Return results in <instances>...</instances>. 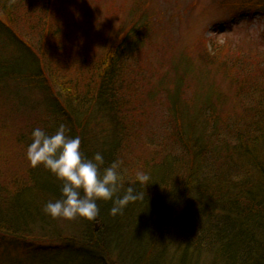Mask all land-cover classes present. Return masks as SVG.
I'll list each match as a JSON object with an SVG mask.
<instances>
[{"label": "trees", "instance_id": "obj_1", "mask_svg": "<svg viewBox=\"0 0 264 264\" xmlns=\"http://www.w3.org/2000/svg\"><path fill=\"white\" fill-rule=\"evenodd\" d=\"M17 4L22 5V13ZM31 5L27 0H0V97L16 105L22 101L29 114L22 127L29 134L28 142L22 137L25 132L15 136V140L29 145L31 132L36 127L53 134L63 124L66 135L81 138L83 152L90 144L88 141L93 139V121L107 120L109 134L102 141L98 140L100 144L95 147L103 154L105 166L115 160L124 161L119 157V147L128 142L137 91L140 84L148 86L151 82V75L143 77L130 65L133 55L148 39L150 23L147 16L139 7L129 18L130 23L120 25L112 34H93L90 41L85 42L84 33H81L78 47L82 50L72 56L68 51L70 46L65 45L69 36L65 33L61 37L63 32H60L54 6H49L50 0L43 9L42 6L29 7ZM259 9L264 12V7ZM30 15L36 16L34 28L39 36L36 33L26 41L23 35L18 36L11 22L13 19L19 22V18L24 22ZM11 34L19 38V42ZM33 43H38L36 48ZM9 46L13 49L11 54L6 51ZM31 54H34L33 62L22 61L23 57H27L26 61L31 60ZM180 61L183 60L173 62V68L179 69ZM66 66H75L77 73L70 76L71 73L65 71ZM148 90L141 93L152 97ZM36 91L44 97L29 101L28 97ZM171 99L169 97L170 105ZM221 100L216 97L217 102ZM210 101V97H206L205 105ZM254 104L262 108L264 100ZM182 117L186 115H181L183 120ZM213 117L216 116L212 113L206 115V119L216 126ZM174 120L176 117L170 116V121ZM233 122H220V128L227 130V134L219 145L224 146V150L225 145L229 146L227 149L235 150L224 157L225 169L221 165L216 174H210L211 166L223 158L217 154L214 160H204L201 156L202 128L192 133L194 127L189 122L175 123L174 134L185 151L173 156L163 154L162 161H156V151L152 158L146 159L150 164L130 166V171L123 172L126 181L134 180L137 171L150 176L147 185L137 184L143 198L130 202L123 213L116 216L110 214L111 201L98 200V217L95 220L82 217L70 220L69 229L63 235L55 233L59 229L56 218L44 210L48 201L61 198L62 182L43 165L32 167L27 159V170L22 177L16 176L14 182L15 178L9 183V177L5 181L0 175V241L31 242L32 239H25V236L30 237L27 236L30 228L32 233L37 232L31 233L36 235L34 237H42V242L62 240L61 249L43 257L45 264H56L58 254L69 256L71 264H160L157 249L164 240L171 242L173 247H180V251L173 250L180 260L178 264L187 258L183 264L195 261L194 256L202 253L199 247H209L218 264H264V113L249 118L246 131L236 125L233 132ZM191 136L188 141L187 137ZM227 138L234 140L236 145L226 144ZM92 156L88 155V158ZM181 160L190 163V174L194 168L204 166L203 172H198L203 179L198 182L197 175L194 176L184 191L180 181L172 175L173 164ZM193 182H196L195 188L191 185ZM38 217L50 222L47 226H33ZM188 233L191 237L186 236ZM159 235L165 239L161 240ZM179 237H184L186 245L180 244ZM73 247L76 249L71 252ZM174 253L172 257L176 256Z\"/></svg>", "mask_w": 264, "mask_h": 264}, {"label": "rangeland", "instance_id": "obj_2", "mask_svg": "<svg viewBox=\"0 0 264 264\" xmlns=\"http://www.w3.org/2000/svg\"><path fill=\"white\" fill-rule=\"evenodd\" d=\"M27 1L32 3L29 6L32 8L42 6L43 9L47 2L49 5V0ZM51 5L55 9L60 32H63L61 37L63 38L65 33L69 36L65 45L70 46L68 51L72 56L82 50V47H78L81 33H84L82 36L85 42H89L93 34H112L120 25L130 23L129 18L138 12L139 7L149 20L148 39L133 55L134 59L130 65L143 77L151 75V82L148 86L140 84V93H134L138 98L135 102L136 108L131 113L133 126L128 131L127 144L119 147V157L124 160L121 164H125L121 167L122 172L130 171V166L136 168L137 165L150 164L146 159L152 158V153L156 151V161H162V157L169 153L173 156L185 151L182 142L174 134L177 127H174L175 123L181 122L193 125L192 133L201 128L204 130L201 151L204 160H214L213 157L217 154L219 158H223L211 166L210 174H216L221 165L222 169H225L224 157L228 152L235 150L227 149L229 146L225 144L224 150V146L219 145L222 137L227 134V130L220 128V122L225 121L226 124L233 120V132L236 125L246 131L249 118L257 113H264V107L258 108L257 104H254L255 101L264 100V12L259 9H263L264 0H50L49 6ZM17 6L22 13V5ZM11 24L17 30L18 36L23 35L26 41H30L29 38L37 33L34 28L35 15H30L24 22L20 18L19 22L13 19ZM11 35L19 42V38ZM72 41L74 42L71 44ZM6 51L11 54L13 49L9 46ZM30 57L31 60L26 61L27 57H23L22 61L33 62L34 54ZM178 60H183L178 63L179 69L173 68V62ZM64 68L68 74L71 73L70 76L77 73L75 66ZM146 89H149L152 97L141 93L147 91ZM36 92L32 97H28L29 101H38L39 97L43 96ZM169 97H172L171 105L168 103ZM206 97L211 100L208 105H205L207 101L204 102ZM216 97L222 100L217 102ZM210 113L216 116L213 117L214 123L217 122L216 126L206 119V115ZM182 114L186 115L182 117L183 120ZM28 115L22 101L16 105L0 97V175L5 181L9 177V183L16 176L22 177L27 170L25 153L28 145L17 143L15 136L26 131L22 127ZM170 116L176 117V121H170ZM93 124V139L88 141L90 144L83 151L86 157L99 152L95 145L100 144L98 140L102 141L110 131L107 120L93 121ZM22 137L28 142V132ZM191 138L192 136L187 137V140L190 141ZM225 140L226 144L236 145L230 138ZM189 164L187 160L173 164V179L180 181L182 191L189 188L186 186L194 180V176L197 175L198 182L203 179L198 172H203L204 166L194 168L190 174ZM15 180L16 178L12 182ZM191 185L194 188L197 186L196 182ZM49 222L38 217L32 225L47 226ZM69 223V219L56 218L59 229L55 233L63 235V232L69 229ZM27 232H30L27 233L30 237L25 236V239H32L33 243L28 240L24 244H18L15 240L0 241V264H45L43 257L56 253L63 245L62 240L42 242V237L32 235L37 232L32 233L31 228ZM186 236L191 237V234ZM159 238L164 240L165 236L159 235ZM179 239L182 246L186 245L184 237ZM171 245V242L164 240L157 249L160 264L180 262L178 255L173 252L175 249L180 251V247ZM75 249L76 247L70 248V251L74 252ZM198 249L202 250V253L200 251L198 257L194 256L196 260L190 264H218L214 252L209 247ZM173 253L175 257L171 256ZM56 258V264H71L69 256L58 254ZM185 260L188 258L184 259L183 263Z\"/></svg>", "mask_w": 264, "mask_h": 264}, {"label": "clouds", "instance_id": "obj_3", "mask_svg": "<svg viewBox=\"0 0 264 264\" xmlns=\"http://www.w3.org/2000/svg\"><path fill=\"white\" fill-rule=\"evenodd\" d=\"M66 131L63 124L53 134L36 127L31 132L32 141L26 151L32 167L43 165L62 182L61 198L46 203L47 214L69 220L81 217L95 220L100 214L98 200L111 201L110 214L116 216L122 214L130 202L143 198L137 184L147 185L148 174L137 171L134 180L126 181L121 161L115 160L105 166L101 152L86 157L81 151V138L70 137Z\"/></svg>", "mask_w": 264, "mask_h": 264}]
</instances>
